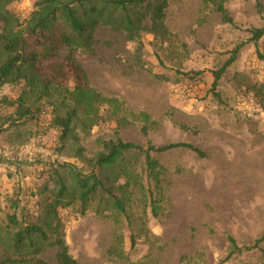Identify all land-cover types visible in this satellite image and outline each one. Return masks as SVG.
Masks as SVG:
<instances>
[{"label": "rangeland", "instance_id": "rangeland-1", "mask_svg": "<svg viewBox=\"0 0 264 264\" xmlns=\"http://www.w3.org/2000/svg\"><path fill=\"white\" fill-rule=\"evenodd\" d=\"M36 2L19 0L10 8L24 19ZM226 9L234 26L200 0H170V43L149 34L129 41L99 28L94 54L75 53L91 88L131 113H146L148 124L128 118L119 128L103 107L98 117L81 115L62 140L51 105L37 103L23 84L1 87L0 101L14 105L0 106V227L13 234L7 221L13 216L41 226L49 241L60 233L77 264H264V241L257 243L264 237V35L252 39V31H264V13L257 14L255 1H233ZM236 47L213 95L212 73ZM189 72H200V79L183 78ZM116 140L156 148L186 144L201 155L185 149L152 154L155 179L143 156L125 155L129 162L121 165L135 184L120 188L118 166L97 172L123 200L124 212L107 208L99 195H108L98 193L84 215L74 203L56 219L46 216L59 180L71 186V171L89 174L103 145ZM228 238L241 252L226 260ZM55 253L46 248L37 259L57 264Z\"/></svg>", "mask_w": 264, "mask_h": 264}, {"label": "trees", "instance_id": "trees-1", "mask_svg": "<svg viewBox=\"0 0 264 264\" xmlns=\"http://www.w3.org/2000/svg\"><path fill=\"white\" fill-rule=\"evenodd\" d=\"M18 1L0 0V88L6 84H23L24 92L34 95L37 103L45 101L51 105L55 114L53 125L60 129L62 140L70 136L74 122L81 115L98 117L103 107L108 108V116L119 128L129 124L128 118L130 124L132 121L144 124L150 122L146 113H131L123 108L118 99L103 97L91 88L83 68L75 58V53L83 51L94 54L97 45L95 34L99 28L122 34L129 41L149 34L156 41L170 43V34L165 25L170 0H37L33 11L24 19L10 8ZM200 1L205 7L211 8L222 23L229 26H234L226 9L230 2L255 1L257 14L264 13V7L258 0ZM263 35V30L252 31L255 43ZM238 51L239 47H236L222 68L212 73L210 92L213 95L217 96L219 83L227 68L234 63ZM182 76L189 82H196L200 79V72H189ZM69 82L72 87L68 86ZM3 103L14 105L6 99L0 101V106ZM18 104L21 105L20 101ZM25 113L31 114V111L28 109ZM142 133H146V127L142 128ZM103 148L104 152L99 154L89 174L79 175L71 171L75 178L71 186H67L63 179L59 180L57 187L51 191V202L45 207L46 216L56 219L59 209L68 208L74 203H79V213L84 215L98 193L108 195L107 198L99 195L101 200H105L107 208L124 212L123 200L105 188L97 172L118 166L120 172L117 173V179L124 180L120 188L135 184L126 165H121L122 162H129L125 155L143 156L148 172L154 179L158 174L157 164L151 158L152 154L185 149L201 155L200 151L186 144H170L156 148L150 144L141 147L116 140L105 143ZM152 210L156 216L155 205ZM102 212L103 210H98L99 214ZM7 221L16 231L10 234L0 227V247L5 256L0 260V264H44L37 256L46 248L56 249L57 264H77L69 255L60 233L49 241L48 235L39 225L19 223L13 216H8ZM262 241L264 237L257 243ZM228 244L230 253L226 260L241 252L232 238H228Z\"/></svg>", "mask_w": 264, "mask_h": 264}]
</instances>
